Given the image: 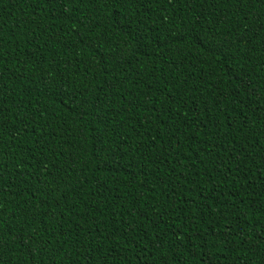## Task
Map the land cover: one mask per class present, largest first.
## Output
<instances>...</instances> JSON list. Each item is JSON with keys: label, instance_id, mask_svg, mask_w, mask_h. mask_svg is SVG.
<instances>
[{"label": "trees", "instance_id": "1", "mask_svg": "<svg viewBox=\"0 0 264 264\" xmlns=\"http://www.w3.org/2000/svg\"><path fill=\"white\" fill-rule=\"evenodd\" d=\"M0 264H264V0H0Z\"/></svg>", "mask_w": 264, "mask_h": 264}]
</instances>
